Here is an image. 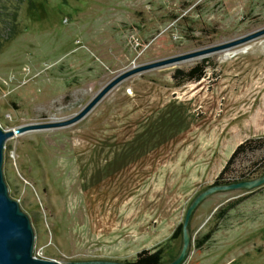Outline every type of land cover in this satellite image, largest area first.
I'll return each instance as SVG.
<instances>
[{"label":"rangeland","instance_id":"374dc122","mask_svg":"<svg viewBox=\"0 0 264 264\" xmlns=\"http://www.w3.org/2000/svg\"><path fill=\"white\" fill-rule=\"evenodd\" d=\"M264 27V0H0V127L67 119L134 66ZM217 72L176 87L204 58L134 75L84 119L7 140L4 176L35 231L34 254L134 263L168 242L237 147L264 137V36L211 54ZM264 174V150L222 182ZM239 178V177H238ZM244 200L223 217L219 210ZM202 248L196 242L210 230ZM182 264H264V185L219 191L195 209Z\"/></svg>","mask_w":264,"mask_h":264},{"label":"water","instance_id":"95a60500","mask_svg":"<svg viewBox=\"0 0 264 264\" xmlns=\"http://www.w3.org/2000/svg\"><path fill=\"white\" fill-rule=\"evenodd\" d=\"M263 36L264 27L221 44L212 45L192 52L134 66L114 77L90 100V102L83 109H81V111L67 119L23 125L14 130L8 131L3 130L0 127V264H127L125 262L111 260L64 261L53 258L38 257L34 254L36 235L31 218L22 210L20 203L10 196L9 186L6 183L4 176V149L7 140L16 135H22L30 131L58 129L78 123L84 119L115 87L134 75L188 60L205 58L211 54L227 51L244 45ZM263 185L264 175L256 179L240 181L228 185L214 184L205 191L201 192L190 205L185 215L183 223L182 251L175 260L166 264H182L187 258L191 245L188 226L195 209L207 197L219 191L253 190Z\"/></svg>","mask_w":264,"mask_h":264},{"label":"trees","instance_id":"16d2710c","mask_svg":"<svg viewBox=\"0 0 264 264\" xmlns=\"http://www.w3.org/2000/svg\"><path fill=\"white\" fill-rule=\"evenodd\" d=\"M213 69L217 72L218 64L210 61L209 58L202 59L201 62L195 64L189 69H176L172 74V80L176 87H182L189 83H198L208 77V70ZM264 150V137L257 139H248L242 144H240L233 155L231 156L228 164L224 168V170L220 173L218 178L216 179L215 184L217 185H228L240 181L252 180L251 176L246 175H237V179H233L227 181L225 183L222 182L230 164L234 162V160L240 155H248V154H256ZM264 175V174H263ZM244 199L239 198L236 201L229 203L224 209H220L218 216L223 217L227 212L234 209L238 206ZM215 230H210L207 234L202 236L197 242L196 247L202 248L209 240L212 238ZM180 236H183V223L179 224L173 235L168 239V242H172L178 239ZM165 247L160 246L154 249H145L137 254L136 261L134 263L125 262L127 264H165L163 263V254Z\"/></svg>","mask_w":264,"mask_h":264}]
</instances>
